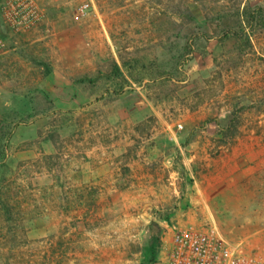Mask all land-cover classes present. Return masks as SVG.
<instances>
[{
    "label": "rangeland",
    "instance_id": "rangeland-1",
    "mask_svg": "<svg viewBox=\"0 0 264 264\" xmlns=\"http://www.w3.org/2000/svg\"><path fill=\"white\" fill-rule=\"evenodd\" d=\"M38 3L0 53V264H158L210 223L264 260V26L221 34L264 0Z\"/></svg>",
    "mask_w": 264,
    "mask_h": 264
},
{
    "label": "built area",
    "instance_id": "built-area-1",
    "mask_svg": "<svg viewBox=\"0 0 264 264\" xmlns=\"http://www.w3.org/2000/svg\"><path fill=\"white\" fill-rule=\"evenodd\" d=\"M87 6L84 4L80 9ZM44 18L38 0H0V19L13 33L26 31ZM7 46L0 35V53ZM158 264H264V260L246 252L242 241L228 240L214 223H210L203 230L193 226L176 228L170 248Z\"/></svg>",
    "mask_w": 264,
    "mask_h": 264
},
{
    "label": "trees",
    "instance_id": "trees-1",
    "mask_svg": "<svg viewBox=\"0 0 264 264\" xmlns=\"http://www.w3.org/2000/svg\"><path fill=\"white\" fill-rule=\"evenodd\" d=\"M264 9L261 7H258L256 9H253L250 11L247 6H244L242 11H237L236 13V19L233 21L230 18H227L224 15L221 17V24H222V40L231 38V36L234 37H242V34H245V24L251 27L253 23L255 22L258 25L264 26V17H263ZM188 18L190 21H195V18L188 14ZM8 28L3 24V22L0 19V35L6 40L7 39V31ZM7 41V40H6ZM158 242L157 238H153L148 250L150 253V263L155 262V256H156V244Z\"/></svg>",
    "mask_w": 264,
    "mask_h": 264
}]
</instances>
